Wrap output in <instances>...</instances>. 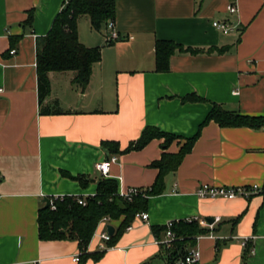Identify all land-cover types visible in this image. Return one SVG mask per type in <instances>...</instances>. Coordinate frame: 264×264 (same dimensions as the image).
Segmentation results:
<instances>
[{
	"label": "crops",
	"instance_id": "crops-1",
	"mask_svg": "<svg viewBox=\"0 0 264 264\" xmlns=\"http://www.w3.org/2000/svg\"><path fill=\"white\" fill-rule=\"evenodd\" d=\"M69 0H0V264H171L169 250L153 227L202 217L209 231L187 248L200 250L199 264H264V195L204 199L202 184H264V124L221 127L206 121L213 104L264 117V0H117L115 26L121 39L79 23V37L101 46L102 58L84 91L74 73L53 72L44 104L59 102L64 113L40 112L37 40L47 35ZM32 12L33 22L27 23ZM227 21L229 33L213 25ZM91 26L90 19H88ZM203 51L176 50L168 71H156L157 40ZM226 46L223 53L209 47ZM15 49V53H11ZM196 93L204 101H186ZM148 126L176 135L167 149L155 138L140 150L120 152L106 176L119 192L150 189L158 174L151 163L164 151L178 152L199 134L178 170L165 176V191L150 195L149 219L137 218L99 260L73 261L78 240H41L38 212L46 197L93 196L102 174L95 165L141 137ZM84 176L86 186L67 176ZM119 221L112 222L117 228ZM245 237H253L248 247ZM95 233L88 252L99 251ZM250 247L254 252H250Z\"/></svg>",
	"mask_w": 264,
	"mask_h": 264
},
{
	"label": "trees",
	"instance_id": "trees-1",
	"mask_svg": "<svg viewBox=\"0 0 264 264\" xmlns=\"http://www.w3.org/2000/svg\"><path fill=\"white\" fill-rule=\"evenodd\" d=\"M117 0H69L65 7L57 14L50 32L37 40V78L40 112L42 114H61L64 109L59 102L53 105L44 104V101L51 94L50 73L53 72H73V83L82 91L90 83L94 66L101 61L102 47L88 46L81 42L79 37V22L84 16H88L91 27L95 30L100 29L109 21L116 18ZM27 23L33 22L32 12L29 14ZM109 44V43H108ZM176 50L192 53L203 51L196 47H185L180 42L171 40H157L155 48L156 71H168L170 57ZM227 47H209L208 52L217 51L223 53ZM186 101H204L202 97L193 93L186 96ZM214 120L221 127H240L248 126L252 128L261 127L264 124L263 116H249L241 112L233 111L214 103L211 111L206 117L205 122ZM198 133L191 138H185L181 142L178 152L164 151L162 157L151 163V166L158 169V174L154 184L150 189H146V195H137L133 201L123 199L119 193V185L116 180L107 178L103 175L97 181V192L93 196H88L86 205H82L76 200L75 195L63 198H51L56 205V209L42 206L38 212V232L40 239L43 240H78L81 248L80 260L86 261L90 257L99 260L105 251L88 252L90 242L96 233L99 222L109 216L112 222L119 221L120 224L115 228V233L108 241L113 246L120 236L135 220L137 212L146 211L150 195L162 194L165 191V176L178 170L184 157L192 151ZM181 136L171 132L160 130L155 126H148L141 137L134 140L124 150H120L119 143L114 141H104L103 145L112 154L140 150L155 139H163V146L167 149L174 141ZM67 176L77 179L80 184L86 186L89 179L84 176H73L64 172ZM155 234L166 233L164 227H153ZM176 238L169 248V259L171 261L183 259L187 251V245L195 244V239L207 233L209 230L202 227L199 222H187L182 220L174 222L172 226ZM199 264V263H198Z\"/></svg>",
	"mask_w": 264,
	"mask_h": 264
},
{
	"label": "built area",
	"instance_id": "built-area-1",
	"mask_svg": "<svg viewBox=\"0 0 264 264\" xmlns=\"http://www.w3.org/2000/svg\"><path fill=\"white\" fill-rule=\"evenodd\" d=\"M235 0H231V2L227 6V10H229L231 13H236L237 10V5L234 4ZM213 25L216 26L218 29L223 30L225 33H229L234 30V26L231 25L227 21H214ZM106 41L109 44H113L115 41L120 40L121 36L116 29L115 26V20L109 21L106 25ZM11 53H15V49L11 51ZM0 91H2V88H0ZM264 129V127H263ZM119 159V156L117 155H111L107 159L102 160L101 162L96 163L95 169H97L102 176H107L110 171H111V165L113 163H116ZM263 194L264 195V184H253V185H242V186H221V185H215V184H202L197 187L195 194L199 196L200 198L204 199H212V198H225V199H235V198H240V197H251L255 194ZM119 195L128 201H133L134 197L137 195L145 196L146 195V190L134 187V188H129L128 190L124 192H119ZM65 195H57L56 197H53L54 199L57 198H63ZM76 200L82 205H86L88 200H86V196L82 195H75ZM51 201V208L56 209V205L54 204V201L50 198ZM140 218L143 221H147L149 219V213L142 211V212H137L135 219ZM184 221L187 222H192V221H198L199 224L202 225H207V222L204 218L202 217H189V218H184ZM179 221V220H170L166 222V234L165 238L163 240L156 239L155 242L158 244H164L166 248H171L172 247V242L176 238V235L174 231L172 230V226L174 222ZM109 224H112V219L109 216H105L100 222L97 227L96 234L99 235V243H98V249L99 251H105L109 247H111L108 244V241L111 239L112 235L110 234L109 230L107 229V226ZM253 237H245L242 240V246L248 247L250 240H252ZM250 252H254V248L250 247ZM200 250L196 248H190L183 259H178L171 264H198L200 261ZM73 261H80V255H75L73 257Z\"/></svg>",
	"mask_w": 264,
	"mask_h": 264
},
{
	"label": "rangeland",
	"instance_id": "rangeland-1",
	"mask_svg": "<svg viewBox=\"0 0 264 264\" xmlns=\"http://www.w3.org/2000/svg\"><path fill=\"white\" fill-rule=\"evenodd\" d=\"M88 19H89L88 16H84V17H82V19L80 20L79 23H81L82 29H83V27H84V25H85L86 29H88L89 31H91L90 29H91L92 27L89 25ZM92 30H94V31H96V32H100V33H102V34L105 36V39H106V32H107V29H106V26H105V25H103V26H102L100 29H98V30H95V29H93V28H92ZM106 42H107V41H106Z\"/></svg>",
	"mask_w": 264,
	"mask_h": 264
},
{
	"label": "water",
	"instance_id": "water-1",
	"mask_svg": "<svg viewBox=\"0 0 264 264\" xmlns=\"http://www.w3.org/2000/svg\"><path fill=\"white\" fill-rule=\"evenodd\" d=\"M44 201H46L45 207H50V205H51L50 198L49 197H46L44 199ZM107 229L109 230V232H110L111 235H114V233H115L116 230H115V227L112 224H109L107 226Z\"/></svg>",
	"mask_w": 264,
	"mask_h": 264
}]
</instances>
